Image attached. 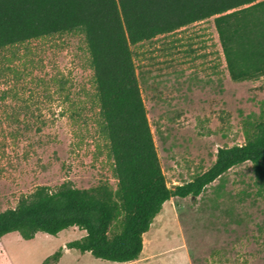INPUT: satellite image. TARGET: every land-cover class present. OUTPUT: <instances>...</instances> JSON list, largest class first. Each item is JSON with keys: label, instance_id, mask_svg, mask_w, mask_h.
I'll list each match as a JSON object with an SVG mask.
<instances>
[{"label": "rangeland", "instance_id": "1", "mask_svg": "<svg viewBox=\"0 0 264 264\" xmlns=\"http://www.w3.org/2000/svg\"><path fill=\"white\" fill-rule=\"evenodd\" d=\"M136 75L169 188L207 171L218 148L244 144L264 111V76L232 82L213 19L131 46ZM83 38L58 35L0 51V212L38 186L64 181L112 188V164L97 133V104ZM84 232L0 238V264H116L65 245ZM140 264H264V187L249 162L196 198H171L143 235Z\"/></svg>", "mask_w": 264, "mask_h": 264}, {"label": "trees", "instance_id": "2", "mask_svg": "<svg viewBox=\"0 0 264 264\" xmlns=\"http://www.w3.org/2000/svg\"><path fill=\"white\" fill-rule=\"evenodd\" d=\"M213 19L232 82L264 76V0H0V51L32 40L83 38L97 104V133L111 161L108 182L76 188L38 186L0 212V238L25 241L76 227L84 235L64 249L110 263L138 260L143 235L171 198L196 199L229 169L249 162L264 187V111L246 123L242 145L217 149L213 165L193 180L166 184L136 75V46ZM62 249L42 264H57Z\"/></svg>", "mask_w": 264, "mask_h": 264}, {"label": "crops", "instance_id": "3", "mask_svg": "<svg viewBox=\"0 0 264 264\" xmlns=\"http://www.w3.org/2000/svg\"><path fill=\"white\" fill-rule=\"evenodd\" d=\"M167 202V201H166ZM68 249H64V252H66ZM64 254V253H63ZM141 256L138 258V260L133 261V262H129V263H123V264H140L141 262ZM119 264V263H116Z\"/></svg>", "mask_w": 264, "mask_h": 264}]
</instances>
